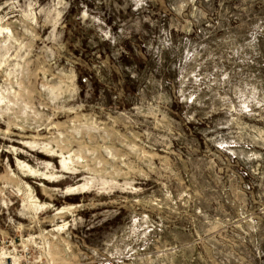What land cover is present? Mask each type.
<instances>
[{"label": "rangeland", "instance_id": "obj_1", "mask_svg": "<svg viewBox=\"0 0 264 264\" xmlns=\"http://www.w3.org/2000/svg\"><path fill=\"white\" fill-rule=\"evenodd\" d=\"M0 262L264 264V0H0Z\"/></svg>", "mask_w": 264, "mask_h": 264}, {"label": "built area", "instance_id": "obj_2", "mask_svg": "<svg viewBox=\"0 0 264 264\" xmlns=\"http://www.w3.org/2000/svg\"><path fill=\"white\" fill-rule=\"evenodd\" d=\"M0 264H8V263H6V262H0ZM9 264H12V262H10ZM25 264H33V263H25ZM34 264H38V263H34Z\"/></svg>", "mask_w": 264, "mask_h": 264}]
</instances>
